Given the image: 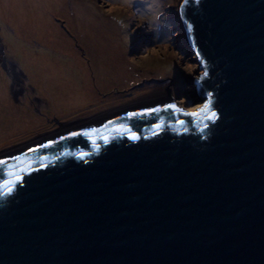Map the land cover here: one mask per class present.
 I'll return each mask as SVG.
<instances>
[{"label": "water", "instance_id": "1", "mask_svg": "<svg viewBox=\"0 0 264 264\" xmlns=\"http://www.w3.org/2000/svg\"><path fill=\"white\" fill-rule=\"evenodd\" d=\"M179 12L202 105L165 86L0 153V264H264V0Z\"/></svg>", "mask_w": 264, "mask_h": 264}, {"label": "rangeland", "instance_id": "2", "mask_svg": "<svg viewBox=\"0 0 264 264\" xmlns=\"http://www.w3.org/2000/svg\"><path fill=\"white\" fill-rule=\"evenodd\" d=\"M179 1L0 0V153L155 88L201 106Z\"/></svg>", "mask_w": 264, "mask_h": 264}, {"label": "snow or ice", "instance_id": "3", "mask_svg": "<svg viewBox=\"0 0 264 264\" xmlns=\"http://www.w3.org/2000/svg\"><path fill=\"white\" fill-rule=\"evenodd\" d=\"M188 2V0H184V3L186 4ZM189 27V30L191 29V25H189L188 26ZM205 75H206V73H205ZM169 108H174L175 106L174 105H169L168 106ZM208 108H209V105L207 104V103H205L204 105H203V110L204 111H207L208 110ZM151 111H157V109H152ZM147 114H149L148 112H141V113H130L129 114V116L130 117H132V116H136V115H147ZM186 115H193V116H195V115H199V113H196V112H194V113H186ZM215 118H216V113L215 112H213L209 117H208V119H210V120H215ZM109 123H111V121L109 122ZM157 127H159V125H157ZM72 135H78V133H73ZM130 139H133V140H135V139H137V137L135 136V135H132V136H130L129 137ZM48 146H50V145H42V147H48ZM29 151H36V149H29ZM18 159V158H17ZM6 163V161H4V160H0V165H3V164H5ZM20 180V177H16V181H19ZM13 183V181L12 180H8V181H5L4 182V187L7 189V192H11L12 191V188L11 187H9V185L10 184H12ZM3 194H5V193H0V195H3Z\"/></svg>", "mask_w": 264, "mask_h": 264}, {"label": "flooded vegetation", "instance_id": "4", "mask_svg": "<svg viewBox=\"0 0 264 264\" xmlns=\"http://www.w3.org/2000/svg\"><path fill=\"white\" fill-rule=\"evenodd\" d=\"M12 79V78H11ZM12 80H14V79H12ZM11 82H13V81H10V83ZM12 84V83H11ZM156 90H152V93L150 94L149 93V97H154V96H156V95H158V94H160L161 93V91H163V90H166L165 89V87H163V88H155ZM133 89H131V91H132ZM181 92L183 93V91L181 90ZM182 93H179V94H182ZM128 94H132V93H129L128 92ZM147 96L146 95H144V96H142V97H138L137 99H135V101H139V100H143V99H145ZM157 97H160V96H157ZM180 97H182V96H180ZM120 99H122V98H120ZM119 99V100H120ZM134 100L131 102H129L128 104H130V103H133V102H135ZM119 102V101H118ZM118 105V104H117ZM125 106L124 104H120L119 106H115V108L113 107V109L112 110H114V109H118V108H121V107H123V106ZM99 116H101V115H99ZM98 117V116H97ZM95 118V117H94ZM48 135V134H47Z\"/></svg>", "mask_w": 264, "mask_h": 264}]
</instances>
